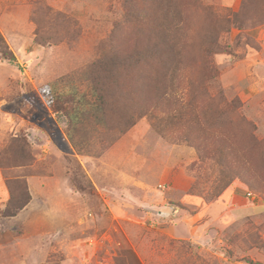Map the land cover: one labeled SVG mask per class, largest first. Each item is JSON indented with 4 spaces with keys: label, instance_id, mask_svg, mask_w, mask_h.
I'll return each instance as SVG.
<instances>
[{
    "label": "rangeland",
    "instance_id": "obj_1",
    "mask_svg": "<svg viewBox=\"0 0 264 264\" xmlns=\"http://www.w3.org/2000/svg\"><path fill=\"white\" fill-rule=\"evenodd\" d=\"M0 33V264H264V0H0Z\"/></svg>",
    "mask_w": 264,
    "mask_h": 264
},
{
    "label": "trees",
    "instance_id": "obj_2",
    "mask_svg": "<svg viewBox=\"0 0 264 264\" xmlns=\"http://www.w3.org/2000/svg\"><path fill=\"white\" fill-rule=\"evenodd\" d=\"M151 49L159 54L160 48L157 46H151ZM170 51H176L173 47H170ZM175 53V52H174ZM141 54V52H140ZM121 55L118 54V57ZM5 58L11 63L16 64V58L12 51L10 50L8 44L6 43L4 37L0 33V59ZM98 91H92V99L89 100L85 94H81L77 92L75 89L73 91V97L78 96L76 105L71 113L67 114L68 122L72 126L77 125L83 119L84 114H88L94 121L99 122L101 124H105L102 115H104V108L105 106L109 105L107 100L99 93V88L97 87ZM110 104H114V100L109 102ZM68 138L71 140V136L68 133ZM21 190L17 193H14L11 188L9 187L10 197L9 200L2 212V216L5 217H12L15 216L30 200V194L27 190L26 185L23 183L21 185Z\"/></svg>",
    "mask_w": 264,
    "mask_h": 264
}]
</instances>
